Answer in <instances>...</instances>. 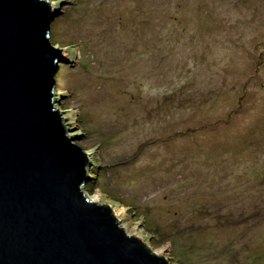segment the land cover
Here are the masks:
<instances>
[{
	"label": "rangeland",
	"instance_id": "374dc122",
	"mask_svg": "<svg viewBox=\"0 0 264 264\" xmlns=\"http://www.w3.org/2000/svg\"><path fill=\"white\" fill-rule=\"evenodd\" d=\"M48 1L85 197L169 264H264V0Z\"/></svg>",
	"mask_w": 264,
	"mask_h": 264
},
{
	"label": "water",
	"instance_id": "95a60500",
	"mask_svg": "<svg viewBox=\"0 0 264 264\" xmlns=\"http://www.w3.org/2000/svg\"><path fill=\"white\" fill-rule=\"evenodd\" d=\"M50 12L0 0V264H169L82 192L88 153L53 105Z\"/></svg>",
	"mask_w": 264,
	"mask_h": 264
},
{
	"label": "trees",
	"instance_id": "16d2710c",
	"mask_svg": "<svg viewBox=\"0 0 264 264\" xmlns=\"http://www.w3.org/2000/svg\"><path fill=\"white\" fill-rule=\"evenodd\" d=\"M54 42H51V44L53 45V46H55V47H58L59 45H57V43H55V44H53ZM59 47H61V46H59ZM55 94V93H54ZM92 174H94V175H92ZM92 176H95V171L92 173V171H90V176L88 177V178H92Z\"/></svg>",
	"mask_w": 264,
	"mask_h": 264
}]
</instances>
